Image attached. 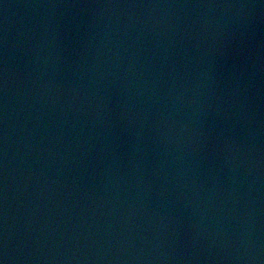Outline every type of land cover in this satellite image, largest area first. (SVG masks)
Wrapping results in <instances>:
<instances>
[{
  "label": "water",
  "instance_id": "95a60500",
  "mask_svg": "<svg viewBox=\"0 0 264 264\" xmlns=\"http://www.w3.org/2000/svg\"><path fill=\"white\" fill-rule=\"evenodd\" d=\"M0 264H264V0H0Z\"/></svg>",
  "mask_w": 264,
  "mask_h": 264
}]
</instances>
